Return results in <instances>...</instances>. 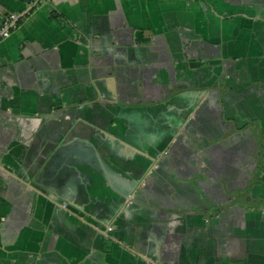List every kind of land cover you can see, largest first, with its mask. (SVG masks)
Returning <instances> with one entry per match:
<instances>
[{
  "label": "crops",
  "instance_id": "0c3cea01",
  "mask_svg": "<svg viewBox=\"0 0 264 264\" xmlns=\"http://www.w3.org/2000/svg\"><path fill=\"white\" fill-rule=\"evenodd\" d=\"M11 15L0 264H264V0Z\"/></svg>",
  "mask_w": 264,
  "mask_h": 264
},
{
  "label": "built area",
  "instance_id": "2783aa9c",
  "mask_svg": "<svg viewBox=\"0 0 264 264\" xmlns=\"http://www.w3.org/2000/svg\"><path fill=\"white\" fill-rule=\"evenodd\" d=\"M17 25V17L15 15L7 16L3 29L0 31L1 36L6 37L10 34V29L16 27Z\"/></svg>",
  "mask_w": 264,
  "mask_h": 264
},
{
  "label": "flooded vegetation",
  "instance_id": "af4514ba",
  "mask_svg": "<svg viewBox=\"0 0 264 264\" xmlns=\"http://www.w3.org/2000/svg\"><path fill=\"white\" fill-rule=\"evenodd\" d=\"M112 227H109V229H111Z\"/></svg>",
  "mask_w": 264,
  "mask_h": 264
}]
</instances>
